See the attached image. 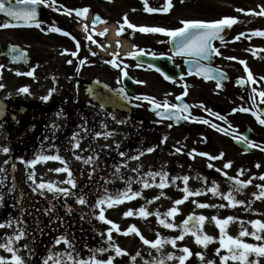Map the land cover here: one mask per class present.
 Returning a JSON list of instances; mask_svg holds the SVG:
<instances>
[{
    "label": "rangeland",
    "instance_id": "1",
    "mask_svg": "<svg viewBox=\"0 0 264 264\" xmlns=\"http://www.w3.org/2000/svg\"><path fill=\"white\" fill-rule=\"evenodd\" d=\"M105 2L108 6L116 5L118 9L120 7L123 14H126V11L136 7H138L139 10L142 6L145 7V12H149L147 9L151 8L149 0H137V3L131 0H105ZM163 2H165V4H169V0H159L157 5H153L162 7ZM262 6H264V0H171V6H169L170 8L167 10L169 13L167 23L164 24L163 27L174 30L182 27L183 25L181 21L184 20L215 21L224 17L236 18L237 23L233 24L234 31L231 32L228 39L216 47V49H219L221 53V55H218L217 57L221 62L222 67L226 65H234L237 67L236 71L230 70V74L234 75V81L236 78H247L245 67L240 63V61L243 60L247 63L248 68L252 71L253 77L258 82L253 83L252 81H247V85L250 86L251 91L246 93L250 98H257L261 97L259 92L264 91V80L260 79L261 77H264V36L254 35V33L257 31H264V16L248 13L250 11L260 12ZM237 9H245V12L237 11ZM106 15L109 14L106 13ZM124 17L128 18V16L125 15ZM141 18L142 16L138 13L137 23L131 24L136 26L134 28L129 27L130 23L125 22L127 27L130 28L127 30L129 36L126 37L125 40L131 43L132 41L129 38L132 37L141 49L146 48L149 52H153L154 49H157L158 52H168L167 42L169 36L161 33H143L139 31L141 27H156V25L142 23ZM123 20L125 21V18H123ZM107 23L110 25L112 23L117 25L119 24L117 19L113 20V18H109ZM241 33H244V35L240 36L239 40H236L235 38ZM229 48L235 49L236 51L234 50V53L236 54H230ZM119 56L121 57L123 64H126V60L131 57L124 53ZM228 57H236V59L230 60ZM110 66H112V64L106 61L105 67L109 68ZM123 68L128 72V75L132 77L134 76L136 69L134 63L130 62L127 64V67ZM130 68H132V70H130ZM159 81L160 80H158L157 77H153L151 85H148L146 88L148 90L156 91L155 93L161 97H170V99L173 98L172 95L166 96V93L162 90L165 86L160 85ZM116 84L117 85L109 86L117 91L122 86L119 85L118 80H116ZM229 85H233L232 87H234L233 94H219L217 102H220L222 106L226 108V99H230L237 107H243L242 102L238 99L240 97L239 95L241 94L243 96V94L236 88L237 86L235 82L232 81ZM253 89H256V91L253 92ZM0 91H2V89H0ZM15 93H19V89L16 90ZM80 95H82L81 92ZM261 98H263L262 104L264 106V97ZM93 113L94 111L91 107V117ZM145 114L146 117H148L146 111ZM239 115H241V113H239ZM97 117H101V120L86 121L87 118H85L84 123H86L88 131L81 130L79 132L80 136L78 138L81 140V148L85 151L75 149L72 154L70 153V163L73 166L78 167L88 176L92 173L93 166L85 165L81 160L75 159L74 153L81 156L92 155L93 152L99 154V167L96 168L95 173L90 176L91 179L89 180L93 189L91 193L96 191V194L93 193L90 197L92 199L90 202H95L93 198L94 195L97 197V195L105 196L110 194L115 198L118 194L123 193L129 186L133 192L138 191L141 193L140 196L131 200L126 199L122 204L113 205L112 207H108L107 205L102 206L105 208L106 218L113 221L118 226L119 231L113 228L112 225L106 224L98 219L99 208L92 210L93 212L91 215L96 218L98 223L97 230L99 232V239L103 243L102 245H104V248L109 249L108 251L98 253L97 259L107 260L111 257H115L113 259V264H151V262L157 259L165 258V264H179V260L176 258L181 255L187 256V254L181 251V249L186 246L191 250L192 255L187 256L184 264H207V261L209 260L215 261V264H222L220 256L225 255L226 250L221 249L220 255H217L216 253V249L221 248L219 244L221 233L219 227L212 218L218 217L220 219H225L231 215L237 218L234 220L233 224L225 226L227 234L232 235L233 237H237L241 231L240 221H244L243 228H246L251 232L256 229H254L248 222L254 221L255 218L260 219L261 216L264 218V197L257 198L261 192V188L257 189V186H253L251 184L252 186L250 188L246 187L240 192H233V195L237 200H243L245 202L243 205H237L236 207L230 206L229 202L223 199L222 196L214 195L211 192L214 182L215 186H218V192L226 194L231 191L233 189V185L228 183V177H235L236 179L247 181V179H245L244 170L241 174V160H238L237 154H235L234 150H232V144L230 143L231 136L227 134L228 132H220L211 127L214 134H216V140L213 142L211 140L210 145L212 147L210 149L207 148V150L216 152L215 156H221V153H223L221 158L224 162H231L233 160L237 161L239 165L235 168L232 167V165L230 168H224L225 163L221 164L219 167H211L209 168L210 170L197 168L200 167L199 164H202L204 160H202L201 155H199L200 148L198 146L200 145H198V143L200 142V139L193 138L192 136L191 139L183 137L182 142L177 143L176 145L167 140L166 144L171 146H165L160 144L158 141H156V143L152 141L147 148L151 147L155 150L151 153L145 151L144 155H142L141 164H138L133 159H130V157L133 156L131 148L132 130L130 131L129 129V123L126 120V117L120 113L107 111L102 115H96V118ZM113 117H115V119H113ZM121 120L126 122L121 124L119 123ZM240 121L244 122L242 119H240ZM66 124L67 122L65 119L53 117L47 122V127L49 132L52 134L55 132L64 133L66 131ZM98 124L99 126H96ZM53 125H56L57 127L53 128ZM254 125L255 130L264 131V126H262L259 122L254 123ZM221 126L223 128L226 127L225 121H221ZM97 129L101 133L111 132L112 135L107 139H105L104 136L95 137L94 134L97 132ZM239 129L240 128H237L238 131ZM179 134H181V132L176 131L174 135L178 137ZM190 140L191 142H189ZM69 147L70 146L64 147V149H59L58 152L51 148L39 151L34 150L32 153H22L19 157H10L9 159L8 152L5 153L3 151V149L7 147L0 133V169L5 170L3 173L5 185L0 187V192L5 193L4 207L0 208V223L6 224L9 219L21 215L19 208L13 207L14 204L19 203L18 197L20 193L24 194L23 204L28 210L23 214V219L24 215L27 214H29L32 220L33 217L36 216L37 212L35 210L38 208L35 206L36 203L32 202L31 197H38V194L32 192V181L28 178L29 173L31 172H35L37 183L41 181L52 182L57 187H67L72 190L70 185L62 183L67 180V173L55 171L56 168L64 166L60 162L41 161L34 167H31L26 163L28 160L31 161L36 159L39 155L59 154L65 159V154L68 153ZM177 148H180L181 151L176 152ZM194 149L195 151H193ZM97 150L102 153H99ZM231 151H233V156ZM119 152H125L126 156L121 157ZM17 158L20 159L16 162L14 178L11 164L14 162V159ZM5 161H7V163H5ZM124 164H127V167H123ZM116 166H120V171L118 174L113 175L116 171ZM132 169H138V171L134 172ZM217 169H222L223 171H217ZM149 171L167 173V177L164 179V183H166L167 187L163 189L159 188L157 185L161 182V177L157 176L153 179L152 177L147 176ZM224 172H226L228 176H225L223 174ZM121 176L124 177V179H120L119 177ZM184 176L189 177L187 185H185L182 179ZM261 176H264V174L257 176V179L258 177L260 179ZM177 177H180V179H176ZM73 178L75 179L74 174ZM13 180H15L16 183V191L14 193L8 191ZM141 180H147L152 186L144 188ZM106 181L108 182L106 183ZM128 181H131L130 185ZM185 187L193 193L199 191L201 194L198 196L191 195L183 204L175 205L174 202L176 200L182 199L185 195H187V193L183 191ZM105 189H107V193H105ZM129 195H131V193H129ZM43 197L50 199L54 198L53 193L47 192L46 190ZM156 197H159V199H156ZM41 200L42 199H39L38 201ZM57 200L58 203H55L56 212L63 217V219H65V213L69 214L66 211L65 200L62 196ZM66 203L67 205H71L73 208V212L69 214L71 216H74L76 212L84 214L85 211L88 210V204L80 205L73 197H69ZM199 203L217 205V207L201 208L198 206ZM220 204H224L226 206L223 208L218 207ZM142 207L151 213V215L146 218L142 217L139 214V209ZM172 207L178 208V212L174 214V216L163 215ZM129 210H132L133 214L131 216H125V213ZM157 211L161 214L160 216L155 214ZM193 214L196 216L203 215L208 218L203 222L201 230L203 233L214 237L215 241L210 242L207 248H204L202 245L195 242V237L192 236L191 233H188L185 234L183 240L177 241L175 247H173L171 243H166V240L175 238L182 234L181 224L188 218L189 215ZM161 219H165L169 223H174L178 227L176 229L165 228L159 222ZM32 222L28 227V231ZM89 222H93L91 218L89 219ZM133 225L139 230L144 238L150 241L160 239L163 247L158 251L150 245L144 244L140 235H137L135 232H129V229ZM83 226L84 224L79 227L80 231L84 228ZM93 226L96 228L95 225ZM14 227L15 226L0 228V242L4 241L5 236L7 237L13 234ZM109 229L112 230L113 237L111 244L107 239V231ZM125 232H129V234L125 235ZM89 233L81 234L80 232L76 233L74 236H70V238L75 241L76 249L83 258H88L92 254L89 252L88 248H98V246L94 245V243L99 241H95V235ZM248 237H250V241L254 239L251 236ZM81 238L87 239L88 245L84 244L86 241L83 242ZM242 239L247 241V237H243ZM21 241L22 240L16 243L21 244ZM112 244L119 245L126 251L127 254L117 256L112 248ZM52 247L53 243H51V248ZM65 248L66 246L61 243L60 245L55 246L54 250L64 251ZM196 253H204V260L202 261ZM168 254H172L174 258L171 260L166 259ZM0 256H4L9 260L11 259V253L7 252L3 248H0ZM133 257H135V259H133Z\"/></svg>",
    "mask_w": 264,
    "mask_h": 264
},
{
    "label": "flooded vegetation",
    "instance_id": "2",
    "mask_svg": "<svg viewBox=\"0 0 264 264\" xmlns=\"http://www.w3.org/2000/svg\"><path fill=\"white\" fill-rule=\"evenodd\" d=\"M158 1L152 0L150 3L152 4L151 8L157 10L155 12H145L143 7L139 10L135 6L136 8H132L126 11V14H123L120 7L118 9L116 5L108 6L105 0H56L54 4L51 0H48L47 6L41 5L38 9L40 28L22 25L20 27L0 29V46L2 49L7 50L15 45L27 53V58L20 62H12L6 58L5 52L0 53V65L4 66L0 70V84L5 85L0 92V97H3V101L5 102V107L2 109L3 116L0 119V133L7 147H11L12 145L11 148H13L15 144L20 148L25 146L27 142L29 145L32 142H39L40 138L44 136L45 138L52 139L51 144L55 148L70 146L71 152H73L74 148L71 137L74 132H80L82 130L80 125L85 124L84 119L87 118V121L101 120V117L96 118V115H102L104 113L99 107L92 105L94 113L92 117L90 116L91 104L87 97L88 95H86V87L88 85L102 84L117 85L116 80L121 85V78L119 77L117 79L120 72L113 65L109 68L105 67V59L97 53L96 45H93L94 43L88 39L91 36L98 45L104 43V38L93 37L92 34V30L95 28L94 24L97 20L96 17H100V20L97 21L101 23L109 21V18H113V20L117 19L121 27L120 34L129 36L127 33L128 29L123 20L125 18L124 15L128 16L127 22L130 24L137 23L138 13L142 16V23L156 25V27H163L167 23L169 14L165 9L168 8L167 6H154L153 4L157 5ZM83 8H88L89 12L83 16H77L76 10ZM68 10L73 11L69 14ZM106 13L109 15H106ZM3 23L5 21L0 19V24ZM53 27L60 28L62 32H69L71 36H65L62 32L50 31ZM79 29H83L82 35ZM77 40L80 42L79 48L76 47ZM234 50L233 48H229L230 52H226L236 54L234 53L236 50ZM72 51H76L78 55L76 57L71 56L70 53ZM154 51L158 53L157 49H154ZM92 52H96L97 55L93 56L91 54ZM81 59H84L86 63L81 65ZM68 60H72L73 63L69 65L67 63ZM177 65L181 68L184 77L183 80L180 79L175 82L167 80L161 81L157 77L160 80V85L165 86L162 90L166 93V96H173L171 99L170 97H161L155 93L156 91L146 88L148 85H151V80L155 77L153 70L135 66L136 69L133 79L136 82L141 81L142 83L139 84L146 88L144 96L154 97L156 102H163L166 99L169 103H177L176 97L185 91L184 86L187 85L188 95L184 97L183 102L188 105L190 104L192 116L208 119L210 122H214L219 127H222L221 120L215 116H211L204 108L192 107L198 104H203L207 109L224 116L226 118L225 132L231 133V147L235 154H237L238 160H241L240 167L244 170L245 179L251 180L253 186L264 185V180L259 179V177L257 179V176L264 174V150H262L264 149V131L254 129V123L257 121L256 117L263 118L260 114L264 107L262 100L258 97H249L245 90L247 87L251 90L249 85H236V88L243 94V96L240 94L238 99L242 102L243 107L249 108L250 111L233 112V109L240 107H237L230 99H226V108L220 102H217L219 94H233V85H226L225 88L217 87V84L214 82L188 75L185 59L177 60ZM213 65L216 68L225 69L227 72L230 70L236 71L237 68L234 65L222 67L217 55L215 56V63ZM77 68L80 70L77 71ZM30 71L33 73L31 76L27 75ZM233 77L234 75L229 74L230 83L232 81L237 82L236 80L234 81ZM23 87L29 88L31 94L15 93L16 90ZM52 89H55V91L52 92L51 98L47 102L43 101L41 97L48 95ZM80 92L82 95H80ZM132 101L135 105V113L130 120L133 156L147 151L146 149H148L147 147L152 141L155 143L158 141L165 146H171L166 144L167 140L176 145L182 142L183 137L191 139V136L200 139L198 143L200 145L198 146L200 153L206 152L211 156L216 155V152L207 150V148L210 149L212 147L210 145L211 140L212 142L216 140V134H214L210 124L208 126V124L193 122L189 118L186 120L185 126H177L169 121L158 120L151 115L149 113L150 102L147 103L143 99L135 100L134 97ZM61 111L63 115H58ZM145 111L148 117H146ZM182 114L185 115V112ZM53 117L65 119L67 122L65 126L67 131L59 136L56 133L50 137L46 131L48 128L47 122ZM239 118L244 120V122L240 121ZM99 124L96 126H99ZM169 124L172 127H168ZM229 124L232 126L231 128L228 127ZM247 127L251 129L249 132H246ZM237 128H240L239 131ZM99 130L97 129V132ZM176 131L181 132L178 137L174 135ZM244 133H246L248 138L250 137L251 141H254V146L246 147L247 150H242L234 145V141L239 139V136L244 135ZM234 136L236 139H233ZM165 137L167 138L166 141L164 139ZM30 147L32 146L30 145ZM231 154L233 156V151H231ZM201 157L204 161L197 168L207 170L211 168L209 164L213 165V167H219L221 164L230 162H224L222 158L212 160L207 156ZM134 161L141 164L142 156H140L139 160ZM257 164L260 166L257 167ZM231 165L235 168L239 163L233 160L231 161ZM228 183L234 185L235 181L229 180ZM251 184H248L246 187L250 188L252 186ZM255 220H264V218L261 216L260 219L255 218ZM233 223L234 220L230 221L227 225ZM246 240L248 243H264V241H256L255 239L250 241V237H247ZM252 258L250 257V259ZM259 259L260 264H264V257H260ZM228 264H238V262L230 260Z\"/></svg>",
    "mask_w": 264,
    "mask_h": 264
},
{
    "label": "snow or ice",
    "instance_id": "3",
    "mask_svg": "<svg viewBox=\"0 0 264 264\" xmlns=\"http://www.w3.org/2000/svg\"><path fill=\"white\" fill-rule=\"evenodd\" d=\"M51 2L54 4L56 0H51ZM41 5H48V0H0V14H3L6 17H9L10 20L8 22H5L3 24H0V29H7V28H12V27H20L21 22H23V26H35L36 28H40V22L37 19L38 18V9ZM169 5L171 6V0H169ZM59 10V9H57ZM73 10H68L69 14H71ZM147 11L149 12H155L157 11L156 9L153 8H148ZM167 11V9H165ZM237 11L240 12H245V9H237ZM89 12L88 8H83L81 10H76V15L77 16H83L85 13ZM248 14H253V15H261L264 16V6L261 7L260 12H254L250 11ZM97 20H100V17H96ZM13 21L15 23H13ZM125 22H127V18L125 17ZM182 27L170 30L164 27H141L139 31L143 33H161L166 36H169L172 38V42L175 48V54L176 55H184V56H189L192 59L186 60L185 62L190 65L188 75H192L194 72L197 75H202L204 79H216L217 81V87H222L220 81L224 80L226 78V74L222 71H218L217 69L213 68L209 63L213 58V55H221L219 49H215L213 47V41L216 39H219L223 41V36L221 33L224 32L225 28H231L233 24L237 23L236 18L232 17H224L219 20L215 21H203V20H184L181 21ZM129 27H136L135 25L129 24ZM87 28V26H86ZM52 32H62V30L58 27H53L50 29ZM123 31V29H121ZM63 35L65 36H71V33L63 31ZM100 35H103L101 33ZM244 35V33H241L238 35L235 39L239 40L240 36ZM254 35L258 36H264V31H257L254 33ZM75 39V37H73ZM89 40L92 41V43H96L95 40L92 39L91 36L88 37ZM76 47H80V42L77 40L76 41ZM67 52V50H65ZM6 55H10L11 61L12 62H20L23 61L27 58V53L23 50L18 48L17 46L13 45L10 48L9 53H5ZM93 56L97 55L96 52L91 53ZM148 53L143 52L142 50H138L136 53H133L132 55L135 57H139L142 55H147ZM71 56L76 57L78 53L76 51H72L70 53ZM153 58H157L158 54L153 52L151 53ZM163 55V54H159ZM228 59H236V57H228ZM67 63L71 65L73 63L72 60H68ZM86 61L84 59L80 60V64L83 65L85 64ZM108 63H111L114 67L120 68L122 75L124 77L128 76V72L121 67L120 64L116 63L115 60L108 61ZM241 64L244 65L245 70L247 72V81H252L253 83H257L258 81L255 80L253 77L252 71L248 68V65L245 61L241 60ZM141 65L138 63L137 67H140ZM149 68L155 67L154 65L149 64ZM4 68L3 65H0V70ZM80 69L77 68V71ZM157 72H160L161 70L159 68H156ZM27 75L31 76L33 73L30 71L27 73ZM183 76L180 77L181 80H183ZM165 79L171 80L172 77L168 76L165 74ZM261 80H264V77L260 78ZM245 79H239L238 83L240 85H244L247 82ZM137 83H142L141 81H137ZM4 85L0 84V89H3ZM185 91L176 97V100L180 101V103H169L167 100L163 102H156L154 97H139L136 96L134 97L135 100H145L149 101L152 105V110L156 113L158 117H161L162 119H169V120H175L176 122H179L181 120H188L191 118L193 122H198V123H203V124H210V126L214 129H217L220 132H225V128L219 127L216 123L210 122L208 119H203L200 117L192 116L190 112V106L188 104H185L183 102L184 97L188 95L187 91V85L184 86ZM55 89H52L48 95H45L41 97V99L45 102H47L52 95V92H54ZM91 91V90H90ZM118 93L120 96L123 97L124 100L131 102L133 97H130L128 92L125 90V88L121 87L118 90ZM256 89H253V92H255ZM20 94H25V95H30V90L27 87H23L19 89ZM259 95L261 97H264V91L259 92ZM139 106V105H138ZM192 107H201L204 108L205 111H207L211 116L217 117L221 121H226V118L222 116L220 113L213 112L210 109H207L203 104H198L194 105ZM240 111V112H249V108L245 107H240L238 109H233V112ZM187 112L188 115H182V113ZM58 115H63V112L61 111L58 113ZM255 115V113H253ZM257 120L261 125H264V118H261L259 116L256 117ZM115 119V117H113ZM126 121H119V123L123 124ZM56 125H53V128H56ZM81 129L84 131H88L87 125L82 124L80 125ZM168 127H172L171 124L168 125ZM229 128L232 126L229 124ZM231 135V133H227ZM95 137H100L104 136L105 139H107L109 136L112 135L111 132H96ZM80 136L79 132H74L71 140L74 144L75 149H80L81 151H85L84 149L81 148V140L78 138ZM166 141V137L164 138ZM233 139H236L234 136ZM243 142L249 147L254 146V141H251L247 136L245 135H240L238 142ZM155 149L149 147L147 149L148 153L153 152ZM264 150V149H262ZM3 151L7 153L9 151L8 148H4ZM181 149L177 148L176 152H180ZM195 151V149L193 150ZM75 159L81 160L85 165H92V173L89 175L91 176L93 173H95L96 168L99 167V154L93 152L92 155L88 156H81L78 154H75ZM119 155L121 157L126 156L125 152H119ZM144 155L143 152H140L139 155L137 156H132L130 159L133 160H139L140 156ZM201 156H207L212 160L221 158L223 156V153H221L220 157L217 156H211L209 153L206 152H201L199 153ZM47 162V161H58L63 167L56 168V172H66L67 173V180L63 181L62 183H65L67 185L71 186V189L77 188V181L76 179L73 178V172L71 168L68 167V162L59 154L56 155H39L36 159H33L31 161L26 162L29 166L34 167L38 162ZM7 163V161H5ZM260 165L257 164V167ZM123 167H127V164H124ZM209 167H213V165L209 164ZM231 167V162H228L224 165V168H230ZM4 169H0V187H3L5 185V178L3 177ZM120 171V166H116V171L113 173V175L118 174ZM132 171H138V169H132ZM217 171H223L222 169H217ZM241 174L243 173V169L240 170ZM225 176H228L226 172L223 173ZM147 176L152 177L155 179V177L160 176L161 177V182L159 185H157L159 188L163 189L167 187L166 183H164V179L167 177V173H162V172H155V171H149L147 173ZM29 180L32 181V192L37 193L40 196L45 195V190L47 192L53 193V196L55 199H59L61 196L65 200V207L66 211L70 214L73 212V208L71 205H67L66 201L69 197H74L76 199V202L80 205H86L88 203L87 198L84 194H76L75 192L71 191L67 187H57L55 184L52 182H36L35 178V172L29 173ZM120 179H124V177H119ZM176 179H180V177H177ZM183 181L185 185H187L189 177L184 176ZM229 180H234L235 183L233 185V189L229 191L228 193H220L218 192V186H214L211 188V192L214 195H220L222 196L223 199L227 200L229 202V205L232 207H236L237 205H243L245 202L243 200H237L235 196L233 195V192H240L243 190L244 187H246L248 184H251V180H239L236 179L235 177H228ZM260 179L264 180V176H261ZM108 181H106L107 183ZM143 183L144 188L151 187L152 185L147 181V180H141ZM129 185L131 184V181H128ZM257 187L261 188V192L257 198L264 197V185H258ZM9 192H15L16 191V183L15 180H13L11 187L8 189ZM187 195H185L182 199L176 200L174 203L175 205H180L185 202V200L188 199L189 196L191 195H200L201 193L199 191L193 193L189 191L187 187L183 189ZM105 193H107V189H105ZM131 193V195H129ZM140 192H133L131 187L129 186L127 189L124 190L123 193L118 194L115 198L112 197L110 194L105 195L104 197L98 199L96 201L95 207L99 208V216L98 219L106 224L112 225L113 228H115L117 231H119L118 226L111 221L110 219H107L105 216V208L102 207L103 205H107L108 207H112L113 205L117 204H122L124 201L131 200L137 196H140ZM255 195V193H254ZM19 203L14 204L13 207H18L19 211L21 213L20 216L18 217H13L9 219L6 224L5 223H0V228L4 227H14L13 234L10 236H7L4 238L3 242H0V248L5 249L7 252L11 253V259L9 260L8 258L4 256H0V264H32L31 257L35 256V250L32 248L31 243L25 242L23 246H19L16 242L25 239H31L33 242L35 241V235L32 233H29L28 227L24 222L23 219V214L28 211L23 204L24 200V194L20 193L19 197ZM156 199H159V197H156ZM4 200H5V193L0 192V208L4 207ZM151 202V201H149ZM50 207L44 208L42 210L36 209V212L43 211V213L49 217H51L49 226L52 224H55L57 221L64 223L63 217H61L57 212H56V205L53 204L51 201H49ZM199 207L205 208V207H217V205H208L205 203H199ZM226 205L220 204L218 207H225ZM178 212L177 207H172L167 213L163 214L165 216H174ZM132 210H129L128 212L125 213V216H131ZM139 214L146 218L151 213H149L145 208H140L139 209ZM157 216H160L161 214L157 211L155 213ZM208 218L200 215H189L187 219L183 221L182 225V234L175 237V238H170L166 240V243H171L173 247L176 246L178 240H183L185 234L191 233L192 236L195 237V242L199 245H202L204 248H207L208 244L210 242H214L215 238L207 235L206 233L202 232V225L205 220ZM216 225L220 229L221 236L219 238V244L221 248L216 249L217 255H220L221 249L226 250V254L220 256L222 264H228V262L234 261L238 262V264H260V257H264V243H248L243 237H248L251 236L253 237L256 241H264V221L261 220H254V221H249L255 231H248L246 228H243L244 221H240L241 223V231L237 237H233L232 235L227 234L225 231V226L230 222L233 221L237 218L228 216L225 219H220L218 217H213L212 218ZM191 221H196V224H193L191 227H189V224ZM36 224L38 225L37 231L43 235L44 233V228L39 227V224L41 223L39 220V217H36L35 220ZM160 224H162L165 228L169 229H176L178 226L174 223H169L165 219H161ZM56 229L53 228V231ZM129 232H135L137 235H140V238L143 240V243L146 245H150L152 248L157 249L158 251L163 247L162 242L160 239H157L155 241H150L146 238L143 237V235L139 232V230L133 225L130 229ZM129 232H125L124 234L127 235ZM103 235V233H102ZM107 239L109 243L111 244L112 242V230L109 229L107 231ZM63 243L66 248L64 251H56L54 250L55 246L60 245ZM15 245V246H14ZM112 248L115 251V254L117 256L119 255H124L127 254L124 249H122L119 245L112 244ZM23 249H27V257H25L22 254ZM70 249V250H69ZM109 249L101 247V248H96V249H89V252L92 253L88 258H83L80 256L79 252L76 249V244L75 241L70 238V235L65 232L59 234L57 237L54 238V243L52 248H48L47 255L41 258V264H113V259L115 257H111L107 260L103 259H97V254L102 253L105 251H108ZM181 251L187 256L192 255L191 250L188 247H183ZM254 254V256H253ZM139 255V254H138ZM197 256L203 261L205 258L204 253H196ZM186 255H181L177 257L176 259L179 260V264H184V261L187 259ZM250 257H253L250 259ZM174 256L172 254H168L166 259L171 260L173 259ZM135 259V257H133ZM151 264H165V258H160L157 259ZM207 264H215V261L209 260L207 261Z\"/></svg>",
    "mask_w": 264,
    "mask_h": 264
},
{
    "label": "trees",
    "instance_id": "4",
    "mask_svg": "<svg viewBox=\"0 0 264 264\" xmlns=\"http://www.w3.org/2000/svg\"><path fill=\"white\" fill-rule=\"evenodd\" d=\"M76 181H77V188H76L75 193L84 194L87 198V201H88L87 204L89 207V210L87 213L82 214L80 212H76L74 216H71L65 213L66 218L64 219V223L57 221L55 224H52L51 226H49L51 217L45 215L43 211L37 212L36 216L33 217V220L31 219L29 214L24 215V220L26 222L27 227H29L31 222L33 221L29 229V233H32L35 235V241L33 242L31 239H28V240L22 239L21 244H18V243L17 244L22 247L25 242L31 243L32 248L35 250V256L31 257L32 264H41V258L47 255L48 248H51V243H54V238L57 237L59 234L65 233V232H67L70 236H74L76 235V233H80V232L81 234H86V233L88 234L90 232L89 234L95 235V238H96L95 241H99L97 243H94V245H97L98 248L104 247V245H102L103 243L99 239V232L97 230L98 223L96 221V218L93 215H91L92 208L95 207L96 201L100 199V197L98 195L97 197L96 195H94L93 198L95 202L93 203L90 202L92 200L90 197L92 196L93 193L96 194V191L91 193L93 189H92V185L89 183V179L79 174V177L77 178ZM31 199H32V202L36 203L35 206L40 210L50 207L49 206L50 204L48 201H45V200L38 201L39 199L37 200V198H33V197H31ZM52 203L55 204V202H52ZM37 216L39 217V220L41 222L39 224V227L44 228L43 235H41L37 231L38 225L35 222ZM90 218L93 221L92 223L89 222ZM82 224H84L83 226L84 228L83 229L81 228L82 230L80 231L79 227ZM93 225H95L96 228ZM53 228H55L56 230L53 231ZM81 240L83 242L86 241L84 244L88 245L87 239L81 238ZM89 249H92V247L88 248V250ZM27 253H28V250L23 249L22 254L25 257H27Z\"/></svg>",
    "mask_w": 264,
    "mask_h": 264
},
{
    "label": "water",
    "instance_id": "5",
    "mask_svg": "<svg viewBox=\"0 0 264 264\" xmlns=\"http://www.w3.org/2000/svg\"><path fill=\"white\" fill-rule=\"evenodd\" d=\"M0 17H3L5 19L8 18V17L4 16L3 14H0ZM229 30H230V28H225L224 32L221 33L223 38H225L228 35ZM217 40L221 41L219 39H216L214 41H217ZM170 46H171L172 52L174 53V55H176L175 54V48H174V45L172 42V38L170 39ZM176 56H178V55H176ZM179 56L191 58L189 56H184V55H179ZM137 62L139 64H144V65H149V64L154 65L155 67H153V68H155V69L159 68L161 70L160 72L164 76H165V74H167L168 76L172 77V80L178 79L181 76L178 72V68L173 66L170 57L153 58L152 56L142 55V56H139L137 58ZM212 62H213V58L211 61L206 62V63L211 64ZM194 74H196V73L194 72ZM197 76L204 78L202 75H197ZM226 78H227V76H226ZM225 79L220 81L221 85L225 82ZM209 80L216 81V79H209ZM124 86L128 89V91L130 93L138 94L137 93L138 87L133 85V82L129 78L125 79V85ZM90 90H91L90 93L94 94L93 99L98 104H100L103 108H107V109L110 108L114 111H120V112H123V113L128 114V115L133 113V106L131 104H129L126 100H124L122 96L117 95L113 91H111L106 85H90ZM239 147L244 148L243 143H240ZM193 222L194 221H191L190 223H193Z\"/></svg>",
    "mask_w": 264,
    "mask_h": 264
},
{
    "label": "bare ground",
    "instance_id": "6",
    "mask_svg": "<svg viewBox=\"0 0 264 264\" xmlns=\"http://www.w3.org/2000/svg\"><path fill=\"white\" fill-rule=\"evenodd\" d=\"M108 29H109V33H110V35H109L110 41L113 42L114 40H118V35L116 33L115 25L110 26ZM108 29L106 26H102L98 30H99V32H105L106 30L108 31ZM123 46H124V50H123L124 52L129 53V54L134 53L131 49L130 43H128L127 41L124 40Z\"/></svg>",
    "mask_w": 264,
    "mask_h": 264
}]
</instances>
